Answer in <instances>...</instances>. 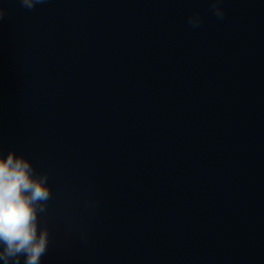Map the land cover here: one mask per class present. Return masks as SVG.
<instances>
[{"label": "water", "instance_id": "obj_1", "mask_svg": "<svg viewBox=\"0 0 264 264\" xmlns=\"http://www.w3.org/2000/svg\"><path fill=\"white\" fill-rule=\"evenodd\" d=\"M0 7V146L53 193L41 264H264V0Z\"/></svg>", "mask_w": 264, "mask_h": 264}, {"label": "clouds", "instance_id": "obj_2", "mask_svg": "<svg viewBox=\"0 0 264 264\" xmlns=\"http://www.w3.org/2000/svg\"><path fill=\"white\" fill-rule=\"evenodd\" d=\"M31 11L47 0H18ZM219 20L225 18L224 0H208ZM5 10L0 7V20ZM188 24L198 28L203 20L198 14L188 17ZM48 174L35 170L30 160L10 150L5 157L0 146V260L3 264H41L49 246V230L40 227V214L47 212L53 193Z\"/></svg>", "mask_w": 264, "mask_h": 264}]
</instances>
